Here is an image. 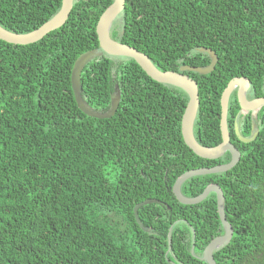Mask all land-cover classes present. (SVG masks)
Masks as SVG:
<instances>
[{
    "label": "trees",
    "instance_id": "trees-1",
    "mask_svg": "<svg viewBox=\"0 0 264 264\" xmlns=\"http://www.w3.org/2000/svg\"><path fill=\"white\" fill-rule=\"evenodd\" d=\"M113 0H74L66 23L30 44L0 39V264H208L199 258L225 232L217 195L183 204L173 185L185 171L231 160L197 155L184 141L182 116L189 100L180 87L150 77L130 57L103 53L81 74L82 96L106 111L120 91L116 113L96 118L78 106L72 69L78 56L100 49L97 23ZM62 0H0V24L31 31L60 9ZM113 38L149 55L162 70L185 71L198 83L194 124L205 146L222 141L221 96L236 76L264 96V0H126L112 25ZM229 101L232 143L242 156L230 170L196 175L182 185L196 196L217 183L234 228L214 252L217 264H264V106L240 116ZM159 202L134 207L147 199ZM171 229V249L169 233ZM194 247V253L192 249ZM197 255V256H196Z\"/></svg>",
    "mask_w": 264,
    "mask_h": 264
},
{
    "label": "water",
    "instance_id": "water-1",
    "mask_svg": "<svg viewBox=\"0 0 264 264\" xmlns=\"http://www.w3.org/2000/svg\"><path fill=\"white\" fill-rule=\"evenodd\" d=\"M126 0H113V2L101 14L97 23V34L99 38L100 49H91L81 53L75 60L72 69V88L75 95L76 102L80 109L89 116L96 118H109L112 117L120 103V91L116 86V91L111 95V104L106 111H96L90 107L82 96V83L81 74L85 65L96 56L107 53L116 57H130L133 58L143 70L154 80L171 84L182 88L189 96V100L185 107L182 116V134L185 143L199 156L207 159H218L222 157L227 151L231 153V160L226 163L217 164L211 167L193 168L182 173L173 185V192L176 198L183 204H196L203 201L211 192L217 195V206L221 222L224 226L225 232L210 240L205 247L203 254L199 256L200 259L206 261L208 264H217L214 252L221 246L227 245L234 234V228L229 222L225 211V195L223 189L217 183H211L205 187L202 193L196 196H187L182 192L183 183L196 175H204L211 173L225 172L232 169L241 159L242 153L231 141V134L228 124L229 101L232 93L237 88V97L241 108L244 111L251 110L252 116L257 117L258 111L264 106V96L249 99L247 91L250 87V81L246 77L236 76L233 77L225 87L221 96V133L222 141L215 146L202 145L195 137L194 124L197 117L200 98L199 88L197 81L192 78L185 71H195L200 74H208L212 72L217 64L218 55L210 48H202V51L209 53L211 62L206 66H191L181 65L179 70H162L152 61L148 54L137 49L136 47L123 43L111 35L113 22L121 16L125 8ZM74 0H62V4L58 12H56L50 19L45 21L39 27L28 32H15L11 31L0 24V39L14 44H30L43 39L50 32L61 28L69 18L73 9ZM252 132L250 136L241 134L238 123L236 124L235 131L238 138L243 142H251L256 139L258 128L255 122L252 124ZM159 202L157 198H147L134 207V214L137 222L145 231H150V227L146 226L139 217V208L143 205ZM171 229L169 233V243L171 249ZM194 253V247L192 249ZM197 256V255H196ZM176 264V263H174Z\"/></svg>",
    "mask_w": 264,
    "mask_h": 264
},
{
    "label": "flooded vegetation",
    "instance_id": "flooded-vegetation-1",
    "mask_svg": "<svg viewBox=\"0 0 264 264\" xmlns=\"http://www.w3.org/2000/svg\"><path fill=\"white\" fill-rule=\"evenodd\" d=\"M234 92H236V94H237V88L234 90ZM233 92V93H234ZM232 93V94H233ZM232 96V95H231ZM247 97L249 98V99H253V98H255V97H258V96H255V93L253 92V91H251V88L249 87L248 88V91H247ZM231 98V97H230ZM241 107V106H240ZM251 110H248V111H244L242 108H241V110L238 112V114H237V116H236V123L235 124H237L238 122H239V120H240V116H243L244 114H246V113H248V112H250ZM252 115V114H251ZM253 117V116H252ZM254 118V117H253ZM252 124H253V122H252Z\"/></svg>",
    "mask_w": 264,
    "mask_h": 264
}]
</instances>
